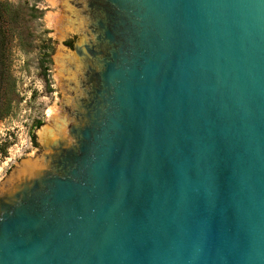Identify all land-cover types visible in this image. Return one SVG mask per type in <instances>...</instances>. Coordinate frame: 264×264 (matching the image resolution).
<instances>
[{
  "label": "water",
  "instance_id": "95a60500",
  "mask_svg": "<svg viewBox=\"0 0 264 264\" xmlns=\"http://www.w3.org/2000/svg\"><path fill=\"white\" fill-rule=\"evenodd\" d=\"M39 1L0 264H264V0Z\"/></svg>",
  "mask_w": 264,
  "mask_h": 264
},
{
  "label": "rangeland",
  "instance_id": "374dc122",
  "mask_svg": "<svg viewBox=\"0 0 264 264\" xmlns=\"http://www.w3.org/2000/svg\"><path fill=\"white\" fill-rule=\"evenodd\" d=\"M53 20L39 0H0V185L19 159Z\"/></svg>",
  "mask_w": 264,
  "mask_h": 264
},
{
  "label": "flooded vegetation",
  "instance_id": "af4514ba",
  "mask_svg": "<svg viewBox=\"0 0 264 264\" xmlns=\"http://www.w3.org/2000/svg\"><path fill=\"white\" fill-rule=\"evenodd\" d=\"M71 3L75 6V7H79L80 6V3L79 2H74V1H71ZM98 3L94 2V3H91L90 4V7L92 10L96 9L98 7ZM92 13V12H91ZM92 15V14H91ZM88 53L94 55L96 54L97 51H95L94 49L90 48V46L88 47Z\"/></svg>",
  "mask_w": 264,
  "mask_h": 264
}]
</instances>
